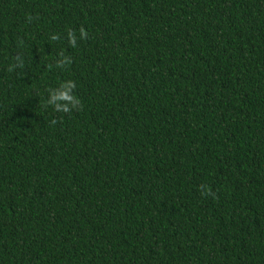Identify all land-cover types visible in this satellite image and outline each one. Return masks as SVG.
<instances>
[{
  "label": "trees",
  "instance_id": "obj_1",
  "mask_svg": "<svg viewBox=\"0 0 264 264\" xmlns=\"http://www.w3.org/2000/svg\"><path fill=\"white\" fill-rule=\"evenodd\" d=\"M0 264H264V0H0Z\"/></svg>",
  "mask_w": 264,
  "mask_h": 264
},
{
  "label": "clouds",
  "instance_id": "obj_2",
  "mask_svg": "<svg viewBox=\"0 0 264 264\" xmlns=\"http://www.w3.org/2000/svg\"><path fill=\"white\" fill-rule=\"evenodd\" d=\"M29 20H31V17H29ZM67 35L69 37L70 43L73 45V47H75L76 40H77L76 33L70 29L68 30ZM80 37L82 39H87L88 37V32L83 27H81L80 29ZM15 59L20 60L21 64L23 63V61L19 57H16ZM57 66L59 67L60 65L58 64ZM49 67H51V65H49ZM69 90H70L69 86L65 85V90L60 92L58 95L53 96L52 101H49L48 103H52L54 101H74L76 100V102H78L81 105V101L78 98H74L73 96L69 95ZM57 110H59V106ZM69 111L70 110L66 105L63 106L64 113H68ZM52 123L55 124L57 123V121L53 120ZM201 190H202V194L213 195V196L215 195L214 193L211 192V189L208 188L207 186L202 185Z\"/></svg>",
  "mask_w": 264,
  "mask_h": 264
}]
</instances>
